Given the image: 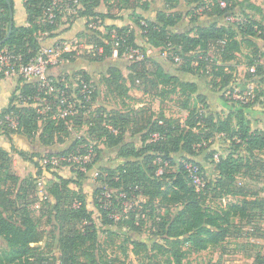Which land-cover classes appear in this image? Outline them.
Masks as SVG:
<instances>
[{"label": "trees", "instance_id": "trees-1", "mask_svg": "<svg viewBox=\"0 0 264 264\" xmlns=\"http://www.w3.org/2000/svg\"><path fill=\"white\" fill-rule=\"evenodd\" d=\"M54 1L24 0L27 24L19 25L15 20L16 0H0V53L9 46L14 50L13 54L20 56L25 63L36 57L41 51V38L44 35L54 37L61 24L63 11L59 9V6H54ZM187 1L194 4L196 9L204 7V14L208 17L226 15L234 8L233 0H212L209 3L203 0ZM221 2H225V6H222ZM104 3L106 4V0H79L77 5L79 6L77 7L78 16L87 18V31L83 34L89 37L88 43L96 49L93 57L90 58L96 61L104 60L113 53L111 43L113 33L117 38H121L119 56L131 48L139 47L135 30L127 25L114 23L108 25V33L104 37L111 38L110 40L99 36V31L94 34L93 28L96 21L115 19L107 5L106 12L97 10ZM247 7L262 12L261 7L250 1L247 2ZM144 8L147 9V5ZM11 9L14 12V24L10 36L7 37ZM51 13L54 14L53 18L49 17ZM181 18V13L178 11L160 10L154 19L144 16L143 24L139 21L138 25L142 29L147 45L162 49L161 53L166 49L169 51L173 49L176 55L184 60L183 64L190 65V69H182L192 74H195L194 68L209 64L210 51L215 48V54L219 55L221 60L219 63L212 62L213 75L220 77L224 86L234 81L235 65L231 63L237 59L245 46L248 49V53L245 54L246 78L258 77L264 84V52L260 50L257 40L260 38L264 41L263 23L257 20L251 21L241 27L240 31L232 26L217 23L208 26L198 25L195 33L175 31L173 28ZM192 20L195 22L196 19ZM92 23L93 26H91ZM239 34L242 35L240 39ZM171 60L173 61L174 58L171 57ZM193 62L198 63L194 68L191 67ZM128 71L125 74L120 66L113 65L105 80L109 84H116L115 90L123 95H127L132 89H137L144 94H154L163 100L178 90L188 92L182 104L183 109L190 112L185 124L176 122L164 114H161V117L153 119L149 117L140 122L137 117L141 115L138 109L125 113L117 108L108 109L106 106L99 105L89 117L81 112L72 118L71 116L54 117L42 127L41 113L34 105L35 98L45 97L48 106L57 113V109H60L58 94L49 96L46 88L41 87L37 82L27 81L21 76L10 104L0 114V128L10 142L13 135L19 133L30 140H35L39 135L44 145H52L64 143L70 136L71 129L67 122L69 118L75 119L78 126L86 124L88 135L74 139L61 153L87 155L89 152L87 143L93 138L96 141L100 140L107 147L117 148L118 155L123 158V161L116 168L108 167L106 171L109 175L106 177V184L112 188L121 189V192L127 195L131 192L145 194L149 198L150 205L159 199L160 207L167 209L165 213H158L153 221V231L146 240L128 234L124 242L132 245L131 251L137 256L140 264H183L187 256L185 244L190 245L195 251L218 247L233 234L231 228L238 227V222L252 221L255 217H260L253 213L256 210L252 211V208L261 205L264 202L263 198H245L241 202H228L214 208L205 205L202 195L207 192L211 184L219 190L220 197L232 194L237 175L244 168L249 172L253 171L256 165L264 167L262 157L264 156V127H254L247 111L250 104H255L257 101L263 102L264 89L257 95L250 91L254 97L252 103H245L238 99L239 107L232 108L225 119H216L206 103L207 96L199 92L197 82L180 79L178 75L167 72L160 63H156L155 70L150 71L145 59L135 60L129 65ZM79 96H82L80 92ZM193 96L197 100H194L192 105ZM96 98L97 93L94 92L92 102ZM223 100L230 102L226 98ZM200 103L206 105L208 113H205L203 105L199 106ZM50 112L46 114L49 116ZM12 121H15V124ZM134 122H137L138 126H132ZM202 123L212 126L218 133L229 136L232 144L236 148H243L247 154L229 153L227 156L220 157L215 163L217 177L209 183H205L203 169L195 153L196 143L201 139L205 138L208 145H212L211 134L202 136L196 131ZM38 131H40L39 134ZM129 131L132 135L141 134L143 143L149 142L137 146L134 142L127 141L125 135ZM83 144L86 145L80 147ZM13 150L24 162L35 165L38 176L43 173V166L34 159L40 156L39 153H29L22 148ZM96 150L99 154L101 149ZM177 155L182 157L178 163ZM156 158L177 164L175 173L169 175L171 182L164 181V173L159 174L161 166L155 162ZM185 163L200 167L202 176L200 187L193 183ZM71 182L62 177L60 182H55L48 190L49 195L55 199L54 209L59 220L60 257L57 258L39 246L40 219L35 217L31 207L37 199L38 185L32 178L20 179L13 169L11 152L0 147V236L17 250V257L11 260L13 264H100L105 260V264H113L120 260L117 256L113 260L106 259L107 254L101 249L98 240L99 228L93 217V209L88 206V195L70 187ZM238 190L242 191L243 188L239 187ZM64 194L77 199L79 205L64 208L61 203ZM93 204L100 212L103 226L123 222V226L130 232L135 234L141 232L143 223L137 224V214L131 213L127 219L123 217L118 221L111 215L110 205H106L98 197L93 199ZM169 206L179 208L176 212H172ZM263 210L264 208L260 211ZM254 238L264 239V233L255 235ZM125 253L128 256V246H125ZM255 262L264 264V255L260 253V256L255 258Z\"/></svg>", "mask_w": 264, "mask_h": 264}, {"label": "rangeland", "instance_id": "rangeland-1", "mask_svg": "<svg viewBox=\"0 0 264 264\" xmlns=\"http://www.w3.org/2000/svg\"><path fill=\"white\" fill-rule=\"evenodd\" d=\"M203 1L209 3L212 0ZM233 1L234 8L228 14L208 17L204 14V7L196 9L195 5L188 3L187 0H106V4H104L111 10V14L115 16V19H106L104 22L96 21L93 28V31H95L94 34L99 31V36L105 38L104 36L108 33V25L113 23L117 25H127L135 30L136 41L139 47L137 49L131 48L129 51L119 56L117 52H114L117 47L116 38H112L113 53L111 56L104 60L96 61L90 59L93 57V53L96 49L93 45L88 43L89 37H87L86 34L81 33L76 39L74 37L68 40L67 43L61 42V40L51 48L53 50L51 58L54 62L56 60V62L51 64L49 68L62 65L64 62H68V65L72 68L70 71H64L59 78L49 76L50 86L46 89V92L49 96L56 95L60 91H67L71 96H78L81 79L92 85L97 93V98L89 105H77L74 110L75 112L67 117L71 116L72 118V116L80 112L89 117L91 113H94L98 105H104L108 108L117 107L125 113L133 109H138L141 114L137 116L140 122H143L146 118H158L161 117V114H164L176 122L179 121L181 124H185L190 112L183 109L182 104L186 100L188 92L184 93L178 90L176 93L171 94L163 100L158 96H154V94H144L143 92H134L135 96H133L131 92H128L127 95H123L115 90L116 84H109L105 80V77L109 75L110 67L113 65L120 66L123 72L127 74L129 72V65L135 60H142L138 57H141V55H138L136 51L139 50L144 54L143 59H145L147 68L150 71H154L156 63H160L167 72L178 75L180 79L184 81L196 79L200 85L199 91L206 94L207 102H205L209 105V109L214 113L215 118L225 119L232 108L234 109L240 106V103L237 102L238 99H240V101H245V103H252L254 97H252L250 91H253V94L257 95L260 93V90L264 89V84L259 81L260 78H246L247 68L245 66V54L248 53V49L243 46L242 52L238 54L237 59L232 61L231 64L235 65V70H233L234 81L224 86L221 78L214 77L213 75L214 67L212 62L215 63V61H217L219 63L221 60L219 55L215 54V48L210 51L211 56L208 65H200L199 68H194L198 63L193 62L191 64V67L194 68L195 71V74H192L190 71L182 69H190V65H188V63L183 64L184 60H182L179 55H176L173 49L168 51L170 52L169 55H163L158 51L147 55L145 51L150 46L146 44L142 35V29L138 25V22L140 21V23L143 24L144 16L148 17L151 15V17L155 18L158 11L165 10L168 12L178 11L181 13V20L173 28L175 31L179 32L193 31V33H195L198 25L208 26L212 23L232 26L237 31H240L241 27H244L246 23H250L251 21L257 20L264 24V0ZM248 1L261 7L262 12L248 8ZM77 2H79V0L72 1L69 9L67 8L63 11L60 19L61 22H73L77 19V7H79L77 6ZM146 5L148 7L147 9L144 8ZM192 19H196L195 22ZM111 37H113V35ZM238 37L240 39L242 35L239 34ZM105 39L110 40L111 38L106 37ZM257 40L260 45V50L264 52V41L260 38ZM167 50L169 49L165 51ZM13 51L14 50L7 46L1 51L0 57H7L13 54ZM170 56L174 58L173 61ZM84 76H87V78ZM222 97L228 99L230 102H225ZM72 99L75 100L73 96ZM35 100L36 102L34 105L38 109V112L41 113L40 122L42 127L51 119H54V117H61L60 109H57V113L56 111L54 112V110L52 111L51 108L48 107L47 100L44 98L38 96ZM194 100H197L195 96L191 99L192 105ZM200 105H203L205 113H208L206 112L208 110L206 105L203 103H200L199 106ZM140 109H143V111H140ZM247 111L252 124L254 123V127H258V122H264V100L263 102L257 101L255 104H250ZM48 112H50L49 116L46 114ZM8 117L7 119H9ZM71 118L67 120L69 129L71 130L70 136L65 140V144L78 137L88 135L87 125L83 123L81 126H78L75 123L76 120ZM12 123L15 124V121H12ZM133 125L138 126L137 122H134L132 126ZM196 131L201 133L202 136L212 135L210 141L212 145H208V141L203 137L204 139H201L195 146L196 159L202 166L204 179L206 180L205 183H209L212 179L217 177L215 163L220 157L227 156L229 153L247 155L243 148H236L232 144V140L229 136L214 131L212 126H207L206 123H202ZM39 133L40 131H38V134ZM129 133H126V139L128 141L131 140L138 146L145 145L149 142L143 143L141 134L135 133L130 136ZM85 145L86 144H83L80 147ZM87 145L89 146L88 155L83 156L75 154L77 157L79 156L80 159H83L81 163H75V161H61L60 158L62 155L69 154H62L61 152L63 150L59 152V150L62 149L60 145L53 146L55 149L52 150L55 152L34 157V159L43 166V173L39 176L37 175V169L33 163H21L18 158L12 156L13 169L18 173L20 179L32 178L38 185L37 199H35L36 201L31 207L35 217L40 219L39 234L41 242L39 246L49 254L55 255L57 258L60 257L59 220L56 217L54 209L55 199L49 195L48 190L51 189L55 182H60V178L63 177L64 179L72 181L69 184L70 187L88 195V206L93 209V217L99 228L98 240L101 249L107 254L106 259L108 261L113 260V258L117 256L120 260L113 262V264H140L137 256L131 251L132 245L126 244L124 239L130 234L141 240H146L153 231V221L157 218L156 216L158 213H165L167 209L160 207L161 203L159 199H156L153 205H150L148 204L149 198L145 194L131 192L127 195L125 192H121L119 188L108 186V184H106V177L109 174L106 170L108 167L116 168L123 161V158L118 155L117 148L107 147L100 140L96 141L95 138L92 140L90 139ZM96 149H101L99 154ZM262 157L264 159V156ZM45 159H47V161H45ZM53 159L59 160L56 162ZM181 160V155H177L176 162L178 163ZM155 162L161 166L159 174L164 173V181L171 182V177H169V175L175 173L177 164H172L167 160L162 161L159 158H156ZM245 170L244 168L241 173L237 175L236 186L233 185L234 192L232 194L220 197L218 194L219 190L214 188L211 184L207 192L202 195L205 205L218 208L228 202H241L245 198L252 199L254 197H259L264 199V167L256 165L253 171L247 172ZM81 173H83V175ZM239 187H242L243 190H238ZM96 197L106 205H110L112 208L111 215L118 221L123 217L127 219V217H130L129 214L131 213L137 214V224L143 223L141 224V232L138 234L130 232L127 227L123 226V222L110 226H103L100 212L93 204V199ZM61 203L64 208H68L70 205H79L77 199L68 197L67 194H64ZM169 207L172 212H176L179 208L177 206ZM262 208H264V202L259 206L253 207L252 211L256 210V212L253 213L260 215V217L257 216L252 221L245 220L238 222V227L231 228L233 234L218 247L205 251H195L190 245L185 244L184 249L187 250V256L183 264H256L255 258L258 257V255L260 256V253L264 254V239L254 238L255 235L264 233V210L260 211ZM147 241L152 243L150 240ZM125 246H128V256L125 253ZM17 255V250L10 246L3 237L0 236V264H13L11 260L17 257ZM105 261H102L100 264H105Z\"/></svg>", "mask_w": 264, "mask_h": 264}, {"label": "built area", "instance_id": "built-area-1", "mask_svg": "<svg viewBox=\"0 0 264 264\" xmlns=\"http://www.w3.org/2000/svg\"><path fill=\"white\" fill-rule=\"evenodd\" d=\"M74 0H55L54 1V6H59V9L62 11H65L67 8L69 9L70 3ZM78 3V2H77ZM222 6H225V2H221ZM50 18L54 17V14L51 13ZM93 26V23L91 24ZM116 38V48H115V53L117 52V55H119V43L121 38H117L116 34L113 33V39ZM102 51V49H101ZM139 58L143 59L144 54H142L139 50H136ZM155 51L161 52L162 49L160 48H154V47H148L146 49V54H152ZM163 51V55H169L170 52ZM51 53H53L52 49H42L39 52V54L34 57L30 62L25 63L22 58L18 55L11 54L7 57H0V76L2 75L3 77L5 76H17V77H23L27 81H34L37 82L41 87L44 88H49L50 86V81H49V76L47 75V70L49 66L55 62L51 58ZM81 85H80V94L82 95L81 97L79 96H73L75 100L72 99V96L67 92H59L58 93V101L60 104V116L61 117H67L71 114H73L75 111V108L77 105L79 106H85V103H92V98L95 92V89L92 87L91 84L88 82L81 80ZM46 100V98L44 97ZM49 107V106H48ZM50 108V107H49ZM77 111V110H76ZM88 155V154H87ZM85 156V155H84ZM218 156V155H217ZM61 161H66V162H74L75 163H81L83 159H80V157L75 154H69V155H62L60 158ZM55 160V159H53ZM56 159L55 161L57 162ZM47 161V159H45ZM185 167L190 173V177L192 178L193 183L197 186L200 187L202 185V176H201V171L200 167L196 164L192 163H185ZM98 174V173H97Z\"/></svg>", "mask_w": 264, "mask_h": 264}, {"label": "crops", "instance_id": "crops-1", "mask_svg": "<svg viewBox=\"0 0 264 264\" xmlns=\"http://www.w3.org/2000/svg\"><path fill=\"white\" fill-rule=\"evenodd\" d=\"M16 2H17V6H16V18H15V20L19 25H26L27 24V22H26L27 14H26V11H25L24 6H23L24 0H16ZM97 10L101 11V12H106L107 11L106 5L103 4L102 6L98 7ZM148 18L154 19V17H151V15L148 16ZM86 22H87V18L83 17V16H78L77 19L74 20L73 22H66V23L61 22L58 30L56 31V35L54 37H49L47 35H44L41 38V48L46 49V50L51 49L52 46L58 44L61 40H62L61 42L67 43L68 40H70L74 37L76 39L81 33L87 31ZM71 68L72 67H70L68 65V62H66V63L64 62L62 65L48 68L47 75L59 78L60 75L64 71L65 72H66V70L70 71ZM186 81H192V82L198 83V81L196 79H190V80H186ZM18 85H19V78L17 76H5V77L0 76V114L10 104L12 95L17 91ZM198 85H199V83H198ZM199 88H200V85H199ZM130 92L133 94V96H135L134 92L139 93L141 91H139L137 89H132ZM199 92L201 94L206 95L202 91H199ZM115 108H117V107H112V108H108V109H115ZM253 125H254V123H253ZM259 126L260 127L264 126V122H258V127ZM128 133L129 132H127V134ZM129 134H130V136L132 135L131 132ZM126 138H127V136L125 135V139ZM71 142L72 141H70L66 144L64 142V143H55L52 145H44L40 141L39 135L35 138V140H30V138H28L27 136H25L23 134H19V133L14 134L13 139L10 142L8 140V137L4 134L3 130L0 128V147H3L5 149H7L8 151H10L11 156L18 158L21 161V163H24V161L13 150L14 148H22V149H25L29 153H39L40 155H44L45 153L55 152V151H53L55 149L53 146H55V145L56 146H58V145L62 146V149L59 150V152H60L64 149L68 148L70 146Z\"/></svg>", "mask_w": 264, "mask_h": 264}, {"label": "water", "instance_id": "water-1", "mask_svg": "<svg viewBox=\"0 0 264 264\" xmlns=\"http://www.w3.org/2000/svg\"><path fill=\"white\" fill-rule=\"evenodd\" d=\"M10 18H11V22H10V28H9V31H8V35H7V37L10 36L11 31H12V29H13V24H14V12H13V9H11Z\"/></svg>", "mask_w": 264, "mask_h": 264}]
</instances>
